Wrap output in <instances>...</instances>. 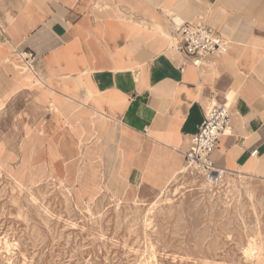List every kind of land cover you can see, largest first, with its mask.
<instances>
[{"label": "crops", "instance_id": "crops-1", "mask_svg": "<svg viewBox=\"0 0 264 264\" xmlns=\"http://www.w3.org/2000/svg\"><path fill=\"white\" fill-rule=\"evenodd\" d=\"M173 16L222 34L228 54L180 69ZM3 99L0 169L20 183L146 200L182 174L205 112L227 99L233 131L213 162L264 179V0H0Z\"/></svg>", "mask_w": 264, "mask_h": 264}, {"label": "rangeland", "instance_id": "rangeland-1", "mask_svg": "<svg viewBox=\"0 0 264 264\" xmlns=\"http://www.w3.org/2000/svg\"><path fill=\"white\" fill-rule=\"evenodd\" d=\"M5 100L0 136L13 128ZM0 264H264V179L229 174L212 187L185 167L164 191L129 203L0 169Z\"/></svg>", "mask_w": 264, "mask_h": 264}, {"label": "built area", "instance_id": "built-area-1", "mask_svg": "<svg viewBox=\"0 0 264 264\" xmlns=\"http://www.w3.org/2000/svg\"><path fill=\"white\" fill-rule=\"evenodd\" d=\"M172 27V50L182 60L180 69L192 66L200 69L204 61L212 56L227 55L230 42L222 34L216 33L204 23L194 24L170 17ZM26 66L30 68L29 63ZM232 101L223 105L212 104L204 114L198 133L191 138V148L186 154V167L201 171L206 183L217 187L228 172L216 167L213 155L223 137L232 135ZM257 152L253 153L255 156Z\"/></svg>", "mask_w": 264, "mask_h": 264}, {"label": "bare ground", "instance_id": "bare-ground-1", "mask_svg": "<svg viewBox=\"0 0 264 264\" xmlns=\"http://www.w3.org/2000/svg\"><path fill=\"white\" fill-rule=\"evenodd\" d=\"M251 252V251H250Z\"/></svg>", "mask_w": 264, "mask_h": 264}]
</instances>
